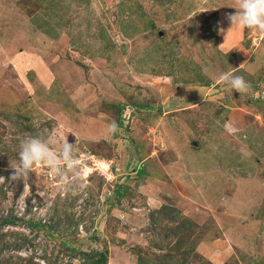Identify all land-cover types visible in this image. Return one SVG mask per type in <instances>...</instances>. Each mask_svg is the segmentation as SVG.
<instances>
[{"label": "rangeland", "instance_id": "374dc122", "mask_svg": "<svg viewBox=\"0 0 264 264\" xmlns=\"http://www.w3.org/2000/svg\"><path fill=\"white\" fill-rule=\"evenodd\" d=\"M237 7L0 0V215L43 226L4 227L32 242L1 259L65 264L69 247L106 248L107 264H264V34L229 30ZM231 68L248 92L220 82ZM30 136L57 152L67 137L79 175L12 178Z\"/></svg>", "mask_w": 264, "mask_h": 264}, {"label": "clouds", "instance_id": "9594fccd", "mask_svg": "<svg viewBox=\"0 0 264 264\" xmlns=\"http://www.w3.org/2000/svg\"><path fill=\"white\" fill-rule=\"evenodd\" d=\"M235 10L233 14H229L227 17L231 24L229 30L233 27L247 28L264 34V0H238V7ZM238 69L231 68L232 71L221 73L218 79L236 92L246 93L250 90L251 85L243 77L233 74ZM108 130L110 133H116L119 131V126L113 121L108 126ZM75 151V144L68 143L67 137L64 138L60 150L57 152L45 140L30 136L21 144L19 163L13 168L15 174L12 178L23 177L27 180L34 165H46L52 174L59 177L61 183H64L68 179V172L65 169H70L77 176L79 175ZM0 180H3V177H0Z\"/></svg>", "mask_w": 264, "mask_h": 264}, {"label": "trees", "instance_id": "16d2710c", "mask_svg": "<svg viewBox=\"0 0 264 264\" xmlns=\"http://www.w3.org/2000/svg\"><path fill=\"white\" fill-rule=\"evenodd\" d=\"M117 112H120V109H117ZM141 168V167H140ZM141 169H139V173H141ZM1 174V172H0ZM5 184H8V178L5 177ZM8 188L6 187V192H2V195L5 196L7 195ZM28 208V207H27ZM27 212L30 211V209H26ZM18 225H23L29 228L30 232H36V230H39L40 228H43V226L40 224V222L33 223L30 221H24L21 218H17L14 216L11 212H6L5 215H0V254L2 252H5L6 250H11V251H19L22 249H25L26 245H31L30 240H28V237L24 233H18V232H12L7 230L6 233L2 234L1 230L6 227H17ZM57 228V229H55ZM59 231L61 235H66L68 233V227L67 226H62L60 227L59 224L56 225H50L49 226V231L53 232L54 234L57 233L56 231ZM49 233V232H46ZM53 236V235H52ZM67 253L66 256H68L69 261H67L65 264H73L72 260H76L78 264H107L108 261V251L106 248L103 250H75L73 248L66 247L64 249ZM44 255L41 257L39 256L40 259L44 260L46 264H63L64 260L63 259H58L59 258V253L54 258H51V254L46 255L47 251H43ZM63 253V251H62ZM34 256H30L29 258L25 257L22 258L19 255L16 256H11L9 255L8 257L0 258V264H38L33 261ZM15 260V261H13ZM17 260V261H16ZM59 261V262H58ZM140 262V263H139ZM142 259L141 261H138V264H142Z\"/></svg>", "mask_w": 264, "mask_h": 264}]
</instances>
